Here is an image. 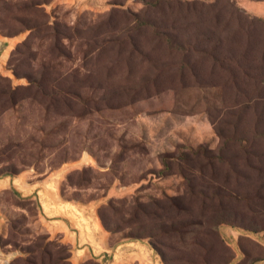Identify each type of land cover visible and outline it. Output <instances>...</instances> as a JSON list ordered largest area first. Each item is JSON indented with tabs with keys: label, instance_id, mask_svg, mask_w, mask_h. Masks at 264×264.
<instances>
[{
	"label": "rangeland",
	"instance_id": "obj_1",
	"mask_svg": "<svg viewBox=\"0 0 264 264\" xmlns=\"http://www.w3.org/2000/svg\"><path fill=\"white\" fill-rule=\"evenodd\" d=\"M27 260L264 264V0H0V264Z\"/></svg>",
	"mask_w": 264,
	"mask_h": 264
},
{
	"label": "crops",
	"instance_id": "obj_2",
	"mask_svg": "<svg viewBox=\"0 0 264 264\" xmlns=\"http://www.w3.org/2000/svg\"><path fill=\"white\" fill-rule=\"evenodd\" d=\"M91 220H93V224L90 225V229L92 231V235L89 236L90 239V243L86 244L87 246L83 247L82 249H80L81 251H85L87 250L88 253L92 251V253L98 258L99 261L100 260V251L105 253H109V251L114 250L113 248L111 249L110 246V236H108L109 234L106 231H100V226L98 225V222L95 218H92ZM69 233H70V238L72 237V241H69V239H67L69 236L66 234V239L69 243H71V245L74 246H79L82 245V241H84L86 238H84V236H82L81 232H83V230H85L87 228V226H82V229H80V227L78 226V224H74L71 223L70 226H67ZM73 230V231H72ZM95 231V233L93 232ZM73 235H76V237L73 239ZM78 241L80 243H78ZM75 243V244H73ZM84 244V243H83ZM102 249V250H100ZM91 250V251H90ZM105 257H111V254L108 255H102V258Z\"/></svg>",
	"mask_w": 264,
	"mask_h": 264
},
{
	"label": "trees",
	"instance_id": "obj_3",
	"mask_svg": "<svg viewBox=\"0 0 264 264\" xmlns=\"http://www.w3.org/2000/svg\"><path fill=\"white\" fill-rule=\"evenodd\" d=\"M48 246V247H47ZM47 246L46 245H44L43 243H41V242H38V243H36V245L34 246V248L32 249V250H30V254H31V256H32V258H34L35 259V257H34V254L36 253V252H38V253H40V255H42V257H52L53 255H52V251L49 249V246H52V244L51 243H48L47 244ZM45 255V256H44ZM52 259V258H51ZM60 261V259H58V262ZM46 262H44L43 260L42 261H40V262H35V261H33V260H27V262H25L24 264H45ZM60 263V262H59Z\"/></svg>",
	"mask_w": 264,
	"mask_h": 264
}]
</instances>
